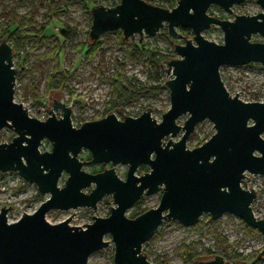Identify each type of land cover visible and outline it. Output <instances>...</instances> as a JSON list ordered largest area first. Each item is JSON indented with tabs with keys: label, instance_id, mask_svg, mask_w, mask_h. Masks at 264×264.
I'll use <instances>...</instances> for the list:
<instances>
[{
	"label": "water",
	"instance_id": "95a60500",
	"mask_svg": "<svg viewBox=\"0 0 264 264\" xmlns=\"http://www.w3.org/2000/svg\"><path fill=\"white\" fill-rule=\"evenodd\" d=\"M244 1L177 0L166 8L146 0H119L114 6L90 8L91 40L115 30L128 40L134 34L154 36L162 28L170 37H180L176 27L191 29L192 39L184 36V43L168 39L178 57L165 62L166 74L172 75L163 84L170 106L159 122L146 108L137 117L118 119L109 112L75 127L71 109L50 95L48 117L30 116L14 100L18 69L12 62V46L6 39L0 41V130L8 127L15 132L9 142L0 143V172L14 171L36 184L40 195L49 194L34 212L13 222L7 219L13 207H1L0 264H87L92 253L108 246L106 235L113 243V264H152L142 249L163 220L190 226L205 213L211 220L231 213L264 237V217L257 218L251 207L257 192L241 184L246 172L264 175V102L231 95L219 72L222 66L254 62L264 67V42L250 40L252 35L264 38V12L234 14L232 6ZM255 1L264 9V0ZM212 5L233 14V19L211 15ZM212 25L221 29V43L202 35ZM182 115L186 118L178 124ZM204 120L213 124L214 133L187 148L190 133ZM43 139L50 142V150L39 149ZM82 149L89 151L88 161L78 158ZM87 163H111V167L93 173L82 169ZM116 164L127 165L124 179L117 175ZM141 165L149 170L137 175ZM62 173L67 177L59 186ZM92 184L90 192L83 191ZM156 192L160 193L156 207L132 218L125 215L142 196ZM105 195H111L114 204L108 206L109 214L92 216L84 227L69 225V218L57 223L46 220L52 209L95 211ZM258 258L264 260V247ZM196 262L231 264L221 255Z\"/></svg>",
	"mask_w": 264,
	"mask_h": 264
},
{
	"label": "rangeland",
	"instance_id": "374dc122",
	"mask_svg": "<svg viewBox=\"0 0 264 264\" xmlns=\"http://www.w3.org/2000/svg\"><path fill=\"white\" fill-rule=\"evenodd\" d=\"M114 1L98 0L97 4L109 6ZM149 1L166 8L170 7V5L164 4L162 0ZM176 1L168 0V3L175 6ZM11 7L19 15H23L29 10H34L35 20L40 23L45 22V14L48 10H52L45 0H13ZM65 10L51 11L52 20L48 23L43 35L58 37L61 28L60 22L66 23L68 27L76 28V32L72 33L65 43L60 39V67L65 78L64 84L67 85L68 89L61 86L45 91L46 66L37 65V55L46 49L48 42L34 46L30 41L26 43L19 56L13 53V65L18 61L21 68L27 70L23 72L21 77L16 74L14 100L22 103L30 116L41 120L42 116H45V119L48 117V109H51V103L53 102L51 98H54L71 109V121L75 127H79L85 121L100 119L109 111L114 112L118 119H123L124 115L137 117L146 108H150L151 116L157 122L161 121L162 114L170 106L169 91L163 87V84L165 78L168 79L172 75L166 74L167 64L165 62L155 66L143 60H138L137 62L127 61L125 55L129 51L127 45L130 42L146 44L149 48L156 49L160 54L167 55L170 59L177 58L178 55L173 51L170 41L184 43L185 39H192L191 29L176 27L180 37H170L166 28L160 29L154 36L143 34L140 37L139 34H134L128 40H125L124 45H119L116 38L117 32L120 30L106 32L100 35V38L107 42V48L103 53H96L94 57L86 60L83 55L75 57L74 53H71L70 46L86 39L87 31H89L91 25V15L80 0H69ZM232 11L234 14L254 15L264 12V9L260 8L255 0H245L243 3L233 5ZM208 12L222 19H233V14L227 13L216 5H212ZM202 35L208 40L217 43L222 42L223 34L217 25H212L209 29L203 31ZM184 36H186L185 39L183 38ZM250 40L252 42H264V38L259 35H252ZM161 65L164 67L162 68ZM120 66H123L125 75L129 79L135 78L147 88H157L158 86L163 88L123 100L117 104V108L111 109L110 105H112L114 96L108 81H105L102 75L111 77L116 70H119ZM219 72L226 89L231 95L237 93V96L243 101L264 102V67L260 63L254 62L242 66H222ZM115 109L120 110L123 115ZM54 112L57 117L61 116V110ZM185 118L186 115H182L177 120V123L182 124ZM213 133V124L209 120L197 123L186 141V147L193 148L200 145ZM180 135L181 133H178L173 140H178ZM14 136L15 132L11 128H2L0 130V143L9 142ZM262 137L264 138V132ZM50 146V142L47 139H43L39 149L41 151L50 150ZM89 154L88 150L82 149L78 158L82 161H88L90 159L88 157ZM109 167H111V163L106 165L87 163L82 169L88 172L94 171L93 173H95ZM114 169L120 178H125L126 164H116ZM148 170V166L141 165L136 174L140 175ZM245 174L247 178L243 179L241 184L244 188H254L257 192L251 207L254 215L257 218H262L264 217V175H253L248 172ZM66 177L67 174L62 173L58 181L59 186H63ZM248 178L250 180L247 181ZM93 187L94 185L92 184L83 189V191L88 193ZM48 196L49 194L40 195L36 184L28 183L18 173L14 171L0 172V209L3 205L5 206L3 208L13 207V210L8 209L7 212L9 222L16 221L23 213L34 212ZM159 198V192L149 196H142L139 203H135L126 210L125 215L132 218L137 212L154 208L157 206ZM113 205L112 196L105 195L97 202L95 211L87 207H78L67 211L52 209L46 213L45 217L50 223H57L69 218V225L84 227L85 225L83 224L92 222L91 217L94 215L107 216L110 210L108 206ZM207 216L209 214H203L195 224L190 226H185L172 219L163 220L162 224L154 232L153 239L150 238L149 242L147 241L149 243L148 250L151 254L148 259L152 264H156L155 260L160 257L167 259L169 264H188L184 262L182 256L178 253V248L183 244L199 242L205 248L212 249L213 239L204 231L210 221H218L223 235L227 236L229 241L237 242L238 251L243 254L257 252L264 247V237L262 235H250L246 232L244 225L240 224V218L237 216L227 212L217 220H211ZM196 224H199V226H195ZM104 239L109 241L108 246L92 253L88 258L87 264H113V243L109 235H106ZM192 264L199 263L195 261ZM260 264H264V260Z\"/></svg>",
	"mask_w": 264,
	"mask_h": 264
},
{
	"label": "trees",
	"instance_id": "16d2710c",
	"mask_svg": "<svg viewBox=\"0 0 264 264\" xmlns=\"http://www.w3.org/2000/svg\"><path fill=\"white\" fill-rule=\"evenodd\" d=\"M12 1L13 0H0V18H2L0 20V41L2 39H6V41L12 46L13 53L17 54L18 56L20 55L26 43L30 41L34 46H37L43 42H48V46L46 47V49L37 55V65L46 66L45 91L59 88L61 86L67 88V85L64 84L65 78L60 67V39H62L65 43L68 37L72 33L76 32V28L68 27L66 23L60 22L61 28L58 37H47L44 36L43 33L48 27V23L52 20L51 11H66L65 7L69 0H45L49 4L50 8H52V10L47 11V13L45 14L46 20L43 23L35 20L34 10H29L23 15H19L15 11V9L11 7ZM80 1L85 9L88 10V12H90V8L94 4L98 3V0ZM146 1L150 2L149 0ZM118 2L119 0H115L114 2L109 4V6H114ZM162 2L164 4L170 5L169 8L174 7L173 5L168 3V0H162ZM116 38L119 45L125 44V40L122 37L121 31L117 32ZM107 46V42L105 40H101L100 37L95 40H91L89 38V31H87L86 39L82 42L72 44L70 46V50L71 53H74L75 57L83 55L86 60H88L94 57L96 53H103ZM127 47L129 48V51L125 55L127 61L129 62H137L138 60H143L145 62H148L150 65L157 66L160 65V63L167 62L168 59H170L167 55L160 54L156 49L149 48L146 44L130 42ZM14 65L16 68H18V77H21L23 75V72L27 71L21 68L20 62L18 61ZM102 78L105 81H108L111 87V92L114 96L112 105H110L112 107L111 109L117 108V104L121 103L123 100L134 98L156 89L161 90L163 88L162 86H158L157 88H147L140 82H138L135 78L129 79L125 75L123 66H120L119 70H116L111 77L102 75ZM88 157L90 158V154L88 155ZM139 202L140 200L136 203ZM139 213L141 212H137L133 217H135ZM207 218L210 217L207 216ZM239 221L241 225H244V229L250 235H261L256 229L247 226L241 219H239ZM199 224H196L195 226H199ZM204 231L213 239L212 249L205 248L199 242H190L188 244H183L178 248V253L182 256L184 262L192 264L193 262L201 258H210L215 255H221L226 261L230 262L231 264H260L263 261V259L258 258L259 251L249 254H243L239 252L237 242H231L229 241L227 236L223 235L218 225V221H210L208 223V227ZM148 242L145 243L142 250L149 257L151 254L148 250ZM155 263L169 264L168 260L164 259V257L157 258L155 260Z\"/></svg>",
	"mask_w": 264,
	"mask_h": 264
},
{
	"label": "built area",
	"instance_id": "2783aa9c",
	"mask_svg": "<svg viewBox=\"0 0 264 264\" xmlns=\"http://www.w3.org/2000/svg\"><path fill=\"white\" fill-rule=\"evenodd\" d=\"M44 119H45V116H42V117H41V120H44Z\"/></svg>",
	"mask_w": 264,
	"mask_h": 264
}]
</instances>
